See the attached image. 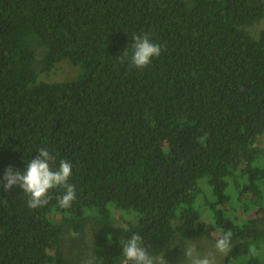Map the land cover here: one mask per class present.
<instances>
[{
  "label": "trees",
  "instance_id": "trees-1",
  "mask_svg": "<svg viewBox=\"0 0 264 264\" xmlns=\"http://www.w3.org/2000/svg\"><path fill=\"white\" fill-rule=\"evenodd\" d=\"M262 19L264 0H0V176L47 148L76 195L29 209L0 189V264H83L60 238L89 222L88 264H119L132 234L155 256L215 232L235 243L223 264H264V28L242 29ZM137 34L163 46L143 70ZM63 60L78 77L37 81Z\"/></svg>",
  "mask_w": 264,
  "mask_h": 264
},
{
  "label": "clouds",
  "instance_id": "clouds-1",
  "mask_svg": "<svg viewBox=\"0 0 264 264\" xmlns=\"http://www.w3.org/2000/svg\"><path fill=\"white\" fill-rule=\"evenodd\" d=\"M131 56L128 63L131 68L143 70L153 58L159 57L163 46L154 43L147 34H137L131 37ZM128 58L125 50L120 60ZM37 156L27 163L24 171L9 166L0 176V189L7 192L14 186L19 187L27 197V207L38 209L49 203L51 190L64 189L63 195L57 197L58 205L62 209L72 206L76 198L75 185L68 181L72 175V163L61 159L54 167L55 159L47 148H40ZM231 233H223L212 245L214 252L202 253L197 243L188 242L183 248L185 264H215V256L227 255L231 250ZM121 256L119 264H167L164 252L150 255L143 246V239L139 234H132L130 238L121 242ZM253 252L255 249L253 248Z\"/></svg>",
  "mask_w": 264,
  "mask_h": 264
},
{
  "label": "rangeland",
  "instance_id": "rangeland-1",
  "mask_svg": "<svg viewBox=\"0 0 264 264\" xmlns=\"http://www.w3.org/2000/svg\"><path fill=\"white\" fill-rule=\"evenodd\" d=\"M188 3L190 0H186ZM264 28V19L259 22L251 25L245 26L242 29L248 32L251 36L256 37L258 32ZM41 57L39 55L38 59ZM36 69L39 71L38 64ZM81 70L79 67L72 66L67 60L61 61L57 64L50 72L40 73L37 72V81L46 82V83H58V82H67L75 79L79 76ZM256 145L264 149V134L258 138ZM251 214V213H250ZM133 215V214H132ZM115 218L114 224L117 226H126L124 218H121L118 213L113 212ZM254 216V214H252ZM133 219L129 218V221ZM134 220L133 223H135ZM262 226L264 223L261 222ZM97 230V225L94 222H89L82 231V234L77 235L67 227H64V231L60 238V253L63 257L71 260L80 262L83 264H88L92 259V246L94 242L95 232ZM219 234L215 232L211 237H194L189 240H177L173 246H170L168 250L164 253V258L167 261V264H185L183 258V248L188 244V242L197 243L199 250L202 253L214 252L212 245L219 238ZM179 246V251L174 252L175 246ZM235 247V243L231 244V250ZM229 252V253H230ZM170 253H173V256H169ZM228 253V254H229ZM227 255L215 256V264H223L224 259Z\"/></svg>",
  "mask_w": 264,
  "mask_h": 264
}]
</instances>
